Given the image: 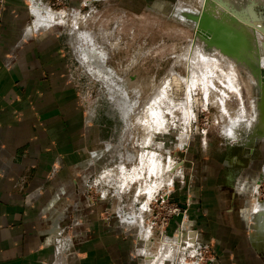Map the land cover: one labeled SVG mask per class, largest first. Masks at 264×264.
Instances as JSON below:
<instances>
[{"label":"rangeland","instance_id":"rangeland-1","mask_svg":"<svg viewBox=\"0 0 264 264\" xmlns=\"http://www.w3.org/2000/svg\"><path fill=\"white\" fill-rule=\"evenodd\" d=\"M5 1H0L1 7ZM227 2L81 0L71 5L69 0H43L66 18L42 31L59 34L67 78L74 86L89 139L73 179L66 177L52 192L60 195L63 228L59 237L64 241V255H68L72 243L102 233L93 229L96 225L106 227L113 237L128 240L136 264H148L149 256L157 251H165L161 264H214L218 253L212 242L215 237L207 239L205 228L211 212L205 197L222 185V166L230 158H239L245 168L235 167L228 189L234 190L240 177L248 187L240 188L246 194H240L235 209L247 206L249 222L255 196L264 202V137L257 138L256 160L249 167L250 159L243 156L248 154L244 145L249 147L255 140L244 141L227 134L234 122V117L232 121L228 118L236 115V109L246 104L250 118L254 98L262 96L254 73L263 69L256 57L260 58L258 51L264 49V41H258L256 32L247 31L245 16L253 11L250 17L254 19V30L260 31L259 27L264 26V0ZM217 3L226 8L214 12ZM204 11L216 21L206 29L188 16ZM225 23L233 24L237 37L244 33L238 41L242 52L239 58L219 55L227 47L215 41L213 33L222 32L216 27L231 29ZM207 44L218 50L212 52ZM92 49L97 51L98 60L90 65L105 68L110 80L96 76L86 65L85 54ZM101 51L106 55L102 56ZM232 59L239 60V64ZM202 69L206 70L204 76ZM172 72L182 79L176 80ZM152 96H156L157 115L162 116L159 122L155 115L154 132L146 123H139L135 113ZM127 117H131L129 126ZM249 118L243 127L251 125ZM96 150L103 152L99 158L94 157ZM168 167L175 169L170 172ZM190 231L195 240L178 244L179 234Z\"/></svg>","mask_w":264,"mask_h":264},{"label":"crops","instance_id":"crops-1","mask_svg":"<svg viewBox=\"0 0 264 264\" xmlns=\"http://www.w3.org/2000/svg\"><path fill=\"white\" fill-rule=\"evenodd\" d=\"M35 2L0 5V264H54L58 257L60 264H136L128 240L96 225L102 233L72 243L64 255L60 195L52 192L74 177L89 139L59 34L35 26ZM227 164L222 185L205 197L214 264H264V232H253L250 220L249 228L247 206L235 209L247 189H240L241 177L228 189Z\"/></svg>","mask_w":264,"mask_h":264},{"label":"bare ground","instance_id":"bare-ground-1","mask_svg":"<svg viewBox=\"0 0 264 264\" xmlns=\"http://www.w3.org/2000/svg\"><path fill=\"white\" fill-rule=\"evenodd\" d=\"M197 1H199V0H197ZM214 1V0H213ZM216 1V0H215ZM229 1V0H228ZM41 2V1H40ZM39 1H37V2H35V9H34V13H35V15H36V21H35V26L36 27H41L42 29H44V28H48V27H50V26H52L53 24H57V23H60V22H65L66 21V18H64V15L62 14V13H60V12H58V11H56V10H53V8L51 9V8H49L45 3H43V1H42V3H40ZM192 2V1H191ZM224 2V4L225 3H228L227 2V0H222V3ZM209 3V2H208ZM256 3V2H255ZM202 4H204V2L202 3ZM207 4V3H206ZM224 4H220V3H217V4H214V12H216L217 13V11H216V9H218V10H220L221 11V9L223 8H226V7H224ZM231 4V3H230ZM253 4V3H252ZM177 6V5H176ZM208 7L210 6L211 7V5H207ZM232 8V7H231ZM186 9L187 10H189V11H196L195 9H194V7H186ZM196 9H198L199 10V8H197L196 7ZM181 10V9H180ZM197 10V11H198ZM246 10V9H245ZM222 11H224V10H222ZM247 11V10H246ZM245 11V12H246ZM201 12V11H200ZM196 13V12H195ZM248 14V16H245V17H247L248 19L245 21V24L247 25V31H249V30H251L252 32H256V34L255 35H257V39H258V41L259 42H262V44H263V41H264V26H260V24H259V30L260 31H258V30H254V25H255V23H253V21H254V19H252L251 17H250V13H251V15H253L254 16V13H253V11H250V13L249 12H247ZM236 14V13H235ZM76 16H78V15H76ZM252 16V17H253ZM235 17V16H234ZM240 17H241V15H240ZM229 18H230V16H229ZM242 18V17H241ZM233 19V18H232ZM239 19V18H238ZM238 19H237V21H238ZM243 19V18H242ZM253 20V21H252ZM77 22H78V20L77 21H75L74 23H73V29L75 28L76 29V26H77ZM233 22V21H232ZM240 23H243L244 24V22H240ZM61 24V23H60ZM226 25H230V27H231V30L232 31H236V29H235V27L234 26H232L233 24H229V23H225ZM243 24H242V26H243ZM254 24V25H253ZM235 25V24H234ZM244 27V26H243ZM241 29V28H240ZM263 29V30H262ZM254 30V31H253ZM236 33V32H235ZM247 33V32H246ZM237 34V33H236ZM239 35H238V41L240 42V39L242 38V36H243V34L244 33H238ZM253 34V35H254ZM85 35V34H84ZM255 35H254V37H255ZM77 37V36H76ZM86 37V36H85ZM94 37V36H93ZM244 37V36H243ZM78 38V37H77ZM82 38V37H81ZM90 38V37H89ZM255 38V39H256ZM91 39H94V38H92L91 37ZM246 39V38H245ZM254 39V40H255ZM252 40V39H251ZM85 41V40H84ZM206 41V40H205ZM86 42V41H85ZM91 42V41H90ZM92 42H93V40H92ZM94 43V42H93ZM89 44V43H88ZM91 44V43H90ZM201 44H203V43H201ZM255 44V43H254ZM261 44V45H262ZM97 45V44H96ZM96 45H95V47H96ZM204 45V44H203ZM212 46V44H207V46H209L212 50V52H214L215 50H218V49H216V48H212L211 46ZM100 46V45H99ZM215 46V45H214ZM248 46V45H247ZM98 47V46H97ZM102 47V46H101ZM218 47V46H217ZM249 47V46H248ZM247 47V48H248ZM104 49V48H103ZM210 50V49H209ZM214 50V51H213ZM220 50H222V49H220ZM255 50V49H254ZM249 51V50H248ZM97 51H95V52H93V49H92V52L91 53H86L85 54V57H86V65L87 66H89L90 67V69H91V71H93L94 73H95V75L96 76H99L100 78H105V77H107L106 79H109L110 80V78H112L111 76H109V75H107V76H105L106 75V70H104V69H102V68H100V67H94V66H91L90 64L91 63H93L95 60H98L97 59V57H96V53ZM244 52H246V50H244ZM244 52H243V54H244ZM250 52V51H249ZM259 53H260V58H258V57H256V61L258 60V61H260V63H261V68H263L264 69V49H262V48H260V50L258 51ZM101 53L103 54L102 56H104V55H106V53L104 52V51H101ZM101 53H98V54H101ZM242 53V52H241ZM241 53H240V55H241ZM225 55L226 56V54H230V56L231 57H234L235 58V55L239 58L240 57V55H238V54H233V53H227L226 51H223V53H220L219 52V55ZM198 55H200L199 54V52L196 54V56H195V58H198ZM247 55V54H246ZM250 55V54H249ZM256 55V54H255ZM100 56V55H99ZM252 58H253V56L254 55H250ZM101 58V57H100ZM229 59H227V61H228ZM238 61L239 60H233L232 59V62L233 63H235L236 65L237 64H239L238 63ZM246 61V60H245ZM251 61V60H250ZM96 62V61H95ZM103 62H105L104 61V59H103ZM242 62V61H241ZM247 62V61H246ZM243 63V62H242ZM94 64V63H93ZM99 64V63H98ZM245 64V63H244ZM247 64V63H246ZM246 64H245V66H246ZM240 65H241V63H240ZM239 65V66H240ZM259 65V64H258ZM252 67V66H251ZM253 68V67H252ZM108 69V71L109 72H111L112 71V73H114V71H113V69H111V68H107ZM193 69H195V67H193ZM263 69H256L255 70V73H254V75H256L257 76V79H256V86H257V88L258 89H260L261 91H262V96H261V100H260V98H254V100H253V111H254V114H252L251 115V119L249 118V111H248V107H247V105L246 104H244L243 105V107H240V108H238V109H236V112H235V114L236 115H232L231 117H229L228 119H230V118H232V117H234V122H233V128L232 129H229L228 131H227V134L229 135V136H231V137H234V138H239L240 137V139H242V140H244V141H248L249 139H253V140H255V142H256V140H257V138H261L262 136L264 137V131H262V132H257V130H258V123H259V120H261V122L262 121H264V80L262 79V72H263ZM197 72H200V70L199 69H195ZM199 70V71H198ZM203 73V76L206 74L205 72H206V70H204V69H202L201 70ZM261 71V72H260ZM172 73H174L173 75H174V78L176 79V80H181L182 79V77L178 74V73H176V72H172ZM109 77V78H108ZM259 81H260V83H259ZM177 84L179 85V83L177 82ZM111 87V86H110ZM127 93V92H126ZM129 94V93H128ZM130 95V94H129ZM130 98V97H129ZM115 100V99H114ZM156 100V96H152L151 98H150V100H149V102H147V104L146 105H144L143 106V108H142V110L140 111V112H138L137 113V111H135V113L137 114V118H138V122L139 123H146L147 125H148V127H151L152 129V131L154 132L155 131V120H154V117H155V115H156V119L159 121V122H162V116L160 115V116H158L157 115V112H158V106H157V102L155 101ZM130 102V101H129ZM145 103V102H144ZM250 103H252V101L250 102ZM252 105V104H251ZM144 111V112H143ZM124 112H129V111H124ZM132 112H134V111H132ZM251 112V111H250ZM143 113H145V114H143ZM234 114V113H233ZM131 115V111L128 113V116H130ZM128 118V117H127ZM130 118V119H129ZM128 119H127V124H128V126H129V124H130V122H131V117H129ZM226 118V117H225ZM247 118H249L250 120H252V123H251V125L247 128H245V127H243L244 126V124L245 123H243V122H245V120L247 119ZM229 121H232L231 119L229 120ZM251 122V121H250ZM228 124V123H227ZM158 125V122H156V126ZM247 125V124H246ZM249 125V124H248ZM260 125V124H259ZM226 132V131H225ZM259 133V134H258ZM262 137V138H263ZM258 139V140H259ZM235 140V139H234ZM102 151V150H101ZM103 152H100V151H98V150H96L95 152H94V157L95 158H97L99 155H101ZM106 154V153H105ZM99 158V157H98ZM93 160V159H92ZM168 169H169V167H168ZM167 169V170H168ZM175 169V167L174 168H171V169H169V171L170 172H173V170ZM166 170V171H167ZM165 173V172H164ZM166 175H168L167 173H166ZM165 175V176H166ZM107 176V175H106ZM164 176V175H163ZM264 176V175H263ZM108 177H110V175H108ZM171 178V177H170ZM264 178V177H263ZM106 182V181H105ZM239 185H240V188L241 189H246L247 188V185H246V183H239ZM238 185V186H239ZM256 185V184H255ZM255 188H257V187H255ZM251 206H252V210H251V212H250V215H249V220H250V222H251V224H252V226H253V232H255V233H258V234H263V232H264V202L262 201V200H260L259 198H258V196H255V198H254V201L252 202V204H251ZM247 211V210H246ZM190 233V234H189ZM187 235H185V234H179V240H178V244L179 243H182L183 241H185L186 243H189V242H192L193 241V239H194V233L192 232V231H190ZM195 240V239H194ZM177 244V245H178ZM156 245V244H155ZM158 246V245H157ZM157 249H158V247H157ZM161 250H163V249H161ZM158 253V255H160V256H158L157 254L156 255H151V256H149V263L150 264H161L162 262H163V260H164V258H163V256H164V253H165V251L163 252H161V251H157ZM172 253V252H171ZM175 253L173 252V254L172 255H170V256H173ZM161 255H162V257H161ZM62 260H61V258H58V260L56 261V264H60V262H61ZM148 263V264H149Z\"/></svg>","mask_w":264,"mask_h":264},{"label":"water","instance_id":"water-1","mask_svg":"<svg viewBox=\"0 0 264 264\" xmlns=\"http://www.w3.org/2000/svg\"><path fill=\"white\" fill-rule=\"evenodd\" d=\"M188 16L198 22V25L202 29H206L209 26V23H216L215 19H213L211 16H209L206 11L203 12V14H197V13H188ZM216 27V26H215ZM222 29V32L219 33L218 31H214L213 33V39L216 41H220L221 44H224L225 47L224 51L227 53H233V54H240L239 52V46L238 44V37L233 33L231 29L228 30V27L221 26L216 27ZM263 30V29H262ZM264 31V30H263ZM228 44V46H227ZM230 47V48H228ZM262 79L264 80V69L262 72Z\"/></svg>","mask_w":264,"mask_h":264},{"label":"flooded vegetation","instance_id":"flooded-vegetation-1","mask_svg":"<svg viewBox=\"0 0 264 264\" xmlns=\"http://www.w3.org/2000/svg\"><path fill=\"white\" fill-rule=\"evenodd\" d=\"M260 100H261V98H260ZM259 124L260 125H258V130H257V132H262V131H264V121H262L261 122V120H259ZM258 133V134H259ZM263 137V136H262ZM261 137V138H262ZM260 138V139H261ZM248 141H254L253 139H249ZM259 141V140H258ZM257 141V142H258ZM255 144H256V142L254 143V144H252V145H249V147H248V145H244V146H246L247 148V152H248V154L247 155H243L244 156V158L246 157V158H248V159H250L249 161H248V164H249V167L250 166H252V164L255 162V160H256V158L254 157V155H255ZM231 159V158H230ZM228 161H229V159H228ZM228 161H226V164L228 163ZM234 160L232 159V165H228L229 166V168L228 169H230V168H232V172L234 173L235 172V167L237 168H240V167H243V168H245L244 166V162H242L239 158L238 159H236V164H235V161L233 162ZM233 173H231L230 172V174H229V177L231 178V177H233ZM232 175V176H231Z\"/></svg>","mask_w":264,"mask_h":264},{"label":"built area","instance_id":"built-area-1","mask_svg":"<svg viewBox=\"0 0 264 264\" xmlns=\"http://www.w3.org/2000/svg\"><path fill=\"white\" fill-rule=\"evenodd\" d=\"M0 1H2V0H0ZM197 244H198L199 246H202V245H201L202 243L197 242ZM206 247H208L207 244H206Z\"/></svg>","mask_w":264,"mask_h":264}]
</instances>
